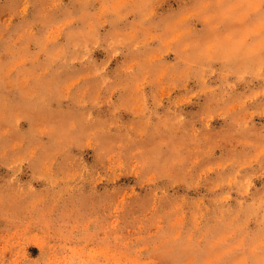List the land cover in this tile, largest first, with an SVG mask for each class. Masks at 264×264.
<instances>
[{
  "label": "rangeland",
  "instance_id": "obj_1",
  "mask_svg": "<svg viewBox=\"0 0 264 264\" xmlns=\"http://www.w3.org/2000/svg\"><path fill=\"white\" fill-rule=\"evenodd\" d=\"M0 264H264V0H0Z\"/></svg>",
  "mask_w": 264,
  "mask_h": 264
}]
</instances>
